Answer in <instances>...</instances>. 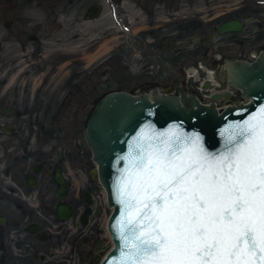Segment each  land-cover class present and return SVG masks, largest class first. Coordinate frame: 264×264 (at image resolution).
<instances>
[{
	"label": "rangeland",
	"instance_id": "374dc122",
	"mask_svg": "<svg viewBox=\"0 0 264 264\" xmlns=\"http://www.w3.org/2000/svg\"><path fill=\"white\" fill-rule=\"evenodd\" d=\"M244 1L229 0L230 5L214 8L217 1L213 0H0V80L5 84L0 92V124L22 128L21 145L33 137L30 131H39V142L49 139L53 145L64 134L72 137L73 162L79 167L80 180H74L77 189V182L86 181L96 167L83 127L105 93L118 89L135 94L153 89L170 93L177 72L183 80L178 85L188 94L204 103L214 101L212 94L200 96L201 82L190 74L196 69L193 63L199 45L179 39L195 36L198 21L209 29V17ZM253 1L249 0V6L256 7ZM97 3L102 5L100 17L86 19L89 7ZM256 29L254 21L244 38L250 40ZM169 39L178 42L179 52L171 46L159 50ZM81 43L76 50L64 49ZM256 46H246L248 59L256 55ZM217 102L226 106L232 100L223 96ZM8 106L14 110L10 114ZM89 183L96 191L97 206L104 209L103 215L92 217L93 223L103 224L100 237L106 241L101 255L88 260V264H98L111 247L107 232L111 208L102 184L91 179ZM90 225L73 218L74 244L82 242ZM65 257L67 264L79 262L76 247L68 249Z\"/></svg>",
	"mask_w": 264,
	"mask_h": 264
},
{
	"label": "snow or ice",
	"instance_id": "6c2138e0",
	"mask_svg": "<svg viewBox=\"0 0 264 264\" xmlns=\"http://www.w3.org/2000/svg\"><path fill=\"white\" fill-rule=\"evenodd\" d=\"M152 131L121 157L113 264H264V107L229 125L218 153L198 134Z\"/></svg>",
	"mask_w": 264,
	"mask_h": 264
},
{
	"label": "flooded vegetation",
	"instance_id": "af4514ba",
	"mask_svg": "<svg viewBox=\"0 0 264 264\" xmlns=\"http://www.w3.org/2000/svg\"><path fill=\"white\" fill-rule=\"evenodd\" d=\"M226 1L213 0V6L230 5L229 0ZM253 2L256 7L249 6L247 0L241 5L213 14L207 19L206 26L209 29L200 21L195 25V36L199 37V41L194 43L199 46L193 64L199 74L196 80L201 82V97L212 94L215 102L223 96L232 102L244 99L241 89L228 81V65L233 61H254L264 51V0ZM250 9L255 11L249 12ZM85 17L88 19L87 14ZM246 18L250 20L246 21ZM228 20H240L243 29L220 34L219 25ZM254 21L257 22L255 36L247 40V32ZM177 43L169 39L158 48L163 52L171 46L179 52L181 46ZM248 44H257L255 59L250 60L246 55ZM205 68L211 69L218 81L215 91L210 94L207 92H210L214 84L206 78ZM181 70L184 68L181 67ZM175 74L177 79L172 92L181 93V90H185L178 84L183 80L177 72ZM4 85L2 82V90ZM238 95L240 99L236 98ZM13 111L12 107L6 108L9 114ZM0 132L3 134L0 143V264H67L65 255L73 247H76L79 257L77 264H88V260L99 257L105 249L106 241L100 237L103 224L99 221L93 223L92 217L94 214L103 215L104 209L97 206L96 191L89 180L100 182L92 179L89 174L90 178L86 176V181L82 179L77 182V189L74 186V180L80 179L77 174L79 167L73 162L72 137L64 134L53 145L48 144L49 139L39 142V131H30L33 137L28 136V141L21 145L19 139L22 137V128L0 124ZM57 145L60 152L56 151ZM60 205L73 209L74 214L62 218L58 212ZM86 213L87 223H84ZM74 217H78L86 227L91 224L81 243L75 239L78 244H74L70 231Z\"/></svg>",
	"mask_w": 264,
	"mask_h": 264
},
{
	"label": "water",
	"instance_id": "95a60500",
	"mask_svg": "<svg viewBox=\"0 0 264 264\" xmlns=\"http://www.w3.org/2000/svg\"><path fill=\"white\" fill-rule=\"evenodd\" d=\"M101 14L102 5L97 3L89 8L87 18L95 19ZM249 20L246 18V21ZM242 29L240 20H228L219 25L218 32L225 34ZM188 40L198 42L199 37L188 35L180 38V41ZM228 81L240 88L243 96L250 101H235L234 105L218 109L216 103L203 104L196 96L183 90L178 94L153 89L137 94L112 90L96 103L84 126V135L97 163L90 175L103 184L109 204L114 207L109 221L114 247L100 264H113L120 258L122 242L118 239L117 221L120 219L121 206L116 199V180L125 167L126 161L121 157L128 154L129 144L142 128L145 129V137L154 135L153 129L155 133H160L175 128L187 135L198 134L204 149L209 153L223 150L229 135V125L242 123L264 107V51L253 62H230ZM58 182L62 183L61 179ZM58 212L62 218L74 214L73 209L62 205ZM83 221L87 223V213Z\"/></svg>",
	"mask_w": 264,
	"mask_h": 264
},
{
	"label": "bare ground",
	"instance_id": "6f19581e",
	"mask_svg": "<svg viewBox=\"0 0 264 264\" xmlns=\"http://www.w3.org/2000/svg\"><path fill=\"white\" fill-rule=\"evenodd\" d=\"M81 45H82V43L80 45H77V46L76 45H73V46H71V48L69 46H67V47L65 46L64 49L65 50H76V48L77 47H80ZM204 73L207 74V77L206 78H209L211 81H213V84H214V86L212 87V89H210V92H207V93L210 94L211 92L215 91V88H216V86L218 84V81L215 78V75H214L215 73L211 69L205 68ZM190 74H191V76L194 75L193 77H196V78L199 76L198 70H194V71L191 70ZM217 107H218V109H222V108H220L218 106V104H217ZM111 211H112V209H111Z\"/></svg>",
	"mask_w": 264,
	"mask_h": 264
}]
</instances>
